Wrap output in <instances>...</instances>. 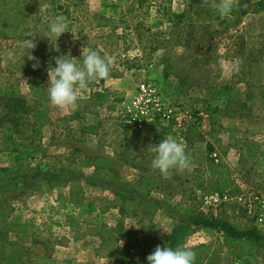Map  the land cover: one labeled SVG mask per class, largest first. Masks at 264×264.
Instances as JSON below:
<instances>
[{
  "label": "rangeland",
  "instance_id": "1",
  "mask_svg": "<svg viewBox=\"0 0 264 264\" xmlns=\"http://www.w3.org/2000/svg\"><path fill=\"white\" fill-rule=\"evenodd\" d=\"M4 3L12 7L15 0ZM218 3L19 0L23 35L0 34V83L13 87L28 110L13 112L22 116L15 128L8 114L4 118L8 108L0 98V177L17 169L28 176L66 170L83 195L75 202L70 186L49 188L40 176L22 192H0V218L30 224L24 235L0 231V264H137L130 249L137 247L142 257L144 249L148 256L167 246L165 236L184 219L183 209L256 227L264 235L249 210L264 197V0H250L244 15H238L235 0L231 14L221 16ZM56 16L70 30L57 41L48 32ZM30 41L35 47L27 52L38 58L36 70V61L25 55ZM89 49L114 58L109 77L77 88L75 110L51 105L44 88L49 63L54 66L53 58L62 54L79 59ZM237 61L239 70L233 71ZM31 80L41 83L43 98ZM144 81L156 87L161 111L153 105L148 114L137 111V86ZM37 107L48 108L49 123L30 138ZM152 111L154 119L148 118ZM131 116L146 122L138 126L128 121ZM163 138L182 143L195 163L168 177L152 170L151 145ZM100 155L114 161L111 169L93 167ZM212 162L226 165L232 184L221 193L227 199L205 205L203 194L215 192L206 172ZM140 177L162 207L136 204V211L127 207L120 214L112 204L113 181L134 186ZM121 241L130 245L123 263L117 260ZM199 244L210 245L209 259L199 264H264V244L227 245L220 233L202 228L190 230L180 243L191 249Z\"/></svg>",
  "mask_w": 264,
  "mask_h": 264
},
{
  "label": "trees",
  "instance_id": "2",
  "mask_svg": "<svg viewBox=\"0 0 264 264\" xmlns=\"http://www.w3.org/2000/svg\"><path fill=\"white\" fill-rule=\"evenodd\" d=\"M193 3L198 4H207L210 0H190ZM238 2V15H244L247 13L250 0H236ZM5 0H0V20L2 24H5L2 27L0 25V34L7 33L11 36L21 37L23 35V29L21 24L24 21V17L21 15L24 7L19 6V0H15L14 6L7 7L4 3ZM5 28V31L2 30ZM80 59V58H79ZM92 82L89 83L90 86ZM30 85L32 90L38 95L39 98H43V88L41 83L36 80H31ZM38 86L39 89L35 91L34 87ZM97 94L95 91L93 95ZM100 96V95H98ZM0 98L6 100V107L8 111L4 114V118L8 114V121L14 124V127H17L18 120L22 116L15 117L13 112L21 110L25 112L28 110L25 106V101L19 96L17 91L13 87H8L0 83ZM228 107V104L225 105ZM9 112V113H8ZM49 123L48 108L47 107H37L32 112V127L33 132L30 135V138L34 137L33 134L39 130L40 127H43ZM2 124V119H0V125ZM11 135V133H9ZM9 135V136H10ZM187 154L190 156L191 164L195 163V155L192 151L186 150ZM92 164L94 168L102 169L105 167L112 168L114 161L106 155H100L93 157ZM66 170H61L58 172L51 171H42L37 170L32 172L30 176L21 173L18 169L11 173L10 175H4L0 177V192H22L25 187L29 186V182L36 180L39 176L42 177L41 180L44 181V184L49 187H66L70 186V194L74 196V201L79 202L82 199V189L79 186L77 179L69 177ZM206 172L211 180L212 191L217 193H224L228 191L232 184V180L229 174V171L223 163H209L206 165ZM93 180L92 175L86 178V181L91 182ZM144 184L145 189H137V186ZM152 190V186L147 183L143 177L138 179V183L134 186L130 185H120L118 181L114 180L111 186V191L114 195V200L112 204L116 207L120 214L125 213V208L129 207L132 211H136L134 205H144V207L151 208L154 210L162 207V204L159 201L153 200L149 197V194ZM108 207L101 206L99 208L100 212H104ZM181 216L184 217L183 220L179 221L170 232L165 236V243L168 247L176 248L180 245L181 241L191 230L195 229H206L211 231H216L220 233L223 237V242L227 245H235L240 243H248L251 246H259L264 244V235L256 227L251 228H240L235 226L233 223L229 222L226 219L209 216L207 214H202L196 212L192 209H183L181 211ZM30 227V224L23 222H7L5 217L0 218V231L13 232L16 235L26 234V230ZM129 243L122 245L119 250L120 254L117 257V260L120 262H126L128 259ZM209 248L210 245L199 244L192 250L196 254L195 264H199L202 259H209ZM148 250L142 251V264H146L145 258L147 257ZM14 257V256H12Z\"/></svg>",
  "mask_w": 264,
  "mask_h": 264
},
{
  "label": "clouds",
  "instance_id": "3",
  "mask_svg": "<svg viewBox=\"0 0 264 264\" xmlns=\"http://www.w3.org/2000/svg\"><path fill=\"white\" fill-rule=\"evenodd\" d=\"M235 7V0H219L217 13L221 16H228ZM50 35L57 39L65 32H70L69 26L63 16H56L48 26ZM35 45L30 41L29 47L25 50L29 60L36 61L33 70L39 68V60L27 50L33 49ZM59 52V49H55ZM24 55V56H25ZM54 59V66L47 69L48 78L46 82L47 96L49 103L61 109L75 110L80 99L76 89H85L94 79H105L110 75V66L114 58L101 56L97 51L89 49L81 51V58L77 59L70 54L57 55ZM239 61L233 66V71L239 70ZM154 158L151 160L152 170L159 172L162 176L168 177L173 170L183 171L191 163L182 143L173 138H163L158 144L151 145ZM123 241H121V245ZM196 254L186 245L176 248L159 245L149 254L145 260L146 264H195Z\"/></svg>",
  "mask_w": 264,
  "mask_h": 264
},
{
  "label": "built area",
  "instance_id": "4",
  "mask_svg": "<svg viewBox=\"0 0 264 264\" xmlns=\"http://www.w3.org/2000/svg\"><path fill=\"white\" fill-rule=\"evenodd\" d=\"M135 104L137 107V111L141 114H148L149 112V106L153 105V111H161L162 106L160 102V98L158 96V92L156 90V87L150 83V82H141L137 86V94L135 96ZM152 116L148 118H155V114L153 113ZM162 115H165V112H162ZM141 116V115H140ZM129 122L136 123L138 126L142 125L144 122H146V118L142 117H130ZM215 161L218 162L217 155L214 154ZM203 201L205 205H212L213 203H218L222 200L227 199V196L225 194H219L215 192L210 193H204L203 194ZM241 200V199H240ZM258 202L256 206L251 207L249 210L253 214V217L255 219L256 225L259 227H264V197H261L257 199ZM130 256L134 262L137 264H141V252L137 247H133L130 249ZM231 264H244L241 260H235Z\"/></svg>",
  "mask_w": 264,
  "mask_h": 264
}]
</instances>
